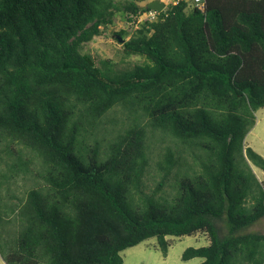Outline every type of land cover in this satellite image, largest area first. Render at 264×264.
<instances>
[{
    "label": "trees",
    "instance_id": "16d2710c",
    "mask_svg": "<svg viewBox=\"0 0 264 264\" xmlns=\"http://www.w3.org/2000/svg\"><path fill=\"white\" fill-rule=\"evenodd\" d=\"M189 4L144 21L122 51L145 62L116 70L84 51L113 0H0V146L10 155L18 143L43 165V185L17 206V230L1 235L5 264H122L120 253L145 240L166 255V237L197 233L208 244L185 249L183 261L264 264V233L247 231L264 217L248 163L264 172V159L243 147L264 108V0H205L204 13ZM123 11L135 22L149 10L128 2ZM118 106L132 125L104 146L91 140ZM138 115L203 154L168 198L162 182L145 190ZM175 164L167 148L157 166L168 174Z\"/></svg>",
    "mask_w": 264,
    "mask_h": 264
},
{
    "label": "rangeland",
    "instance_id": "374dc122",
    "mask_svg": "<svg viewBox=\"0 0 264 264\" xmlns=\"http://www.w3.org/2000/svg\"><path fill=\"white\" fill-rule=\"evenodd\" d=\"M151 1L153 0H113L115 8L112 10L113 15L110 18V23L102 25L101 35L84 46V51L93 57L97 66L100 67V62L103 60H111L114 63L113 69L128 70L145 62V58L142 56H125L123 54L122 43L133 37L145 21L143 14H141L135 22H128L127 14L123 11V5L134 2L138 6H145ZM159 1L165 4V8L172 3V0ZM186 2L190 3L189 1ZM189 5L187 11L191 9V5L190 7ZM121 30L126 32L122 43L118 41L115 35ZM138 118L139 125L144 128V141L148 158L143 176L145 190L149 192L159 182H162L160 194L168 198L174 192L173 186L176 178L184 172H190V166L194 169L197 168V156L200 157L203 154L193 147L179 145L165 133L153 129L141 115H138ZM129 125H132V116L118 106L91 129L90 139H96L104 146L106 141L116 135L119 130L121 132ZM243 147L244 149L251 148L264 159V108L255 112V123L247 133ZM167 148L173 151L176 160L175 166L170 169L168 174L159 170L157 166ZM10 150L12 153L8 155L0 146V173L6 175L5 178H2L3 183L0 187V202L2 203L0 204V243L2 242L1 235H5L10 230L13 232L17 230V206L20 205L19 203H23L27 192L43 185L41 160L18 143L12 144ZM248 164L256 180L264 189V172L250 162ZM250 202L251 200H248L249 204ZM11 209L14 210V213ZM8 220L10 221L9 224ZM218 225L222 233H225L224 223L221 222ZM247 231L264 233V217L249 227ZM2 232L4 233L2 234ZM166 240L169 244L166 255L160 251L156 239L151 238L122 251L120 253L122 264H199L202 261L200 258L183 261L182 253L189 247L198 248L208 244V238L204 233L182 237L168 236Z\"/></svg>",
    "mask_w": 264,
    "mask_h": 264
},
{
    "label": "built area",
    "instance_id": "2783aa9c",
    "mask_svg": "<svg viewBox=\"0 0 264 264\" xmlns=\"http://www.w3.org/2000/svg\"><path fill=\"white\" fill-rule=\"evenodd\" d=\"M178 0H172V3L175 4ZM189 1L193 8L197 9L201 13L205 12V0H185ZM141 16V15H140ZM143 17L145 18V21L154 22L158 19V13L149 10L148 12L143 13Z\"/></svg>",
    "mask_w": 264,
    "mask_h": 264
},
{
    "label": "water",
    "instance_id": "95a60500",
    "mask_svg": "<svg viewBox=\"0 0 264 264\" xmlns=\"http://www.w3.org/2000/svg\"><path fill=\"white\" fill-rule=\"evenodd\" d=\"M145 9L147 10H153L157 13L162 12L165 9V4L159 0H153L145 5ZM117 39L120 43L123 42L122 38L117 36Z\"/></svg>",
    "mask_w": 264,
    "mask_h": 264
},
{
    "label": "crops",
    "instance_id": "0c3cea01",
    "mask_svg": "<svg viewBox=\"0 0 264 264\" xmlns=\"http://www.w3.org/2000/svg\"><path fill=\"white\" fill-rule=\"evenodd\" d=\"M0 264H5L4 261L2 260L1 256H0Z\"/></svg>",
    "mask_w": 264,
    "mask_h": 264
}]
</instances>
